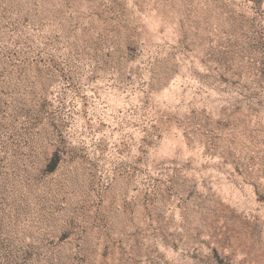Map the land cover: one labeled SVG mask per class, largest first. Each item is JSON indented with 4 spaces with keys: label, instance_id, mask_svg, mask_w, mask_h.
<instances>
[{
    "label": "rangeland",
    "instance_id": "1",
    "mask_svg": "<svg viewBox=\"0 0 264 264\" xmlns=\"http://www.w3.org/2000/svg\"><path fill=\"white\" fill-rule=\"evenodd\" d=\"M0 264H264V0H0Z\"/></svg>",
    "mask_w": 264,
    "mask_h": 264
},
{
    "label": "trees",
    "instance_id": "2",
    "mask_svg": "<svg viewBox=\"0 0 264 264\" xmlns=\"http://www.w3.org/2000/svg\"><path fill=\"white\" fill-rule=\"evenodd\" d=\"M56 165H57V159H54L51 164L49 165V171L50 172H53L56 168Z\"/></svg>",
    "mask_w": 264,
    "mask_h": 264
}]
</instances>
